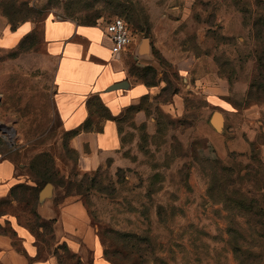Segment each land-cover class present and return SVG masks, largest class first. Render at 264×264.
<instances>
[{
	"label": "rangeland",
	"instance_id": "374dc122",
	"mask_svg": "<svg viewBox=\"0 0 264 264\" xmlns=\"http://www.w3.org/2000/svg\"><path fill=\"white\" fill-rule=\"evenodd\" d=\"M116 16L155 63L137 79L162 88L86 168L56 112L44 29ZM0 25V147L27 180L83 201L106 264H264V0H0ZM60 249L61 264H94Z\"/></svg>",
	"mask_w": 264,
	"mask_h": 264
},
{
	"label": "crops",
	"instance_id": "0c3cea01",
	"mask_svg": "<svg viewBox=\"0 0 264 264\" xmlns=\"http://www.w3.org/2000/svg\"><path fill=\"white\" fill-rule=\"evenodd\" d=\"M9 29L24 37L33 23L26 20ZM44 30L47 54L55 59L53 100L60 123L71 134V145L85 159V167L95 168L122 145L120 117L162 88L138 80L134 72L133 66L155 63L144 62L150 52L135 35L128 48L114 54L104 25L56 21ZM3 32L0 25V35ZM3 151L0 147V264H61V245L80 260L91 252L94 264H106L83 201L77 196L61 198L54 188L41 197V187L35 203L27 207L21 186L37 184ZM36 219L50 224L48 240Z\"/></svg>",
	"mask_w": 264,
	"mask_h": 264
},
{
	"label": "built area",
	"instance_id": "2783aa9c",
	"mask_svg": "<svg viewBox=\"0 0 264 264\" xmlns=\"http://www.w3.org/2000/svg\"><path fill=\"white\" fill-rule=\"evenodd\" d=\"M104 30L111 41V50L114 54L120 53L131 45L134 34L123 17L116 16L106 22Z\"/></svg>",
	"mask_w": 264,
	"mask_h": 264
},
{
	"label": "trees",
	"instance_id": "16d2710c",
	"mask_svg": "<svg viewBox=\"0 0 264 264\" xmlns=\"http://www.w3.org/2000/svg\"><path fill=\"white\" fill-rule=\"evenodd\" d=\"M146 83L149 84V85L156 84V83H148V82H146ZM131 107H133V106H131ZM36 184L37 185L34 186V187H31V186H28V185H22L21 186L22 200H24V202H26L27 205L30 203V200H31V203H35V201L37 199L38 191L42 187V185L39 182H36ZM23 194H25V195H23ZM37 218H39L38 215H37ZM39 224L42 225L44 228H48L49 227L50 228V232L49 233H51V226H50L49 223H47V222L41 223L40 222ZM46 240H48V239H46ZM61 246L65 247L67 250H69L67 245H61Z\"/></svg>",
	"mask_w": 264,
	"mask_h": 264
},
{
	"label": "water",
	"instance_id": "95a60500",
	"mask_svg": "<svg viewBox=\"0 0 264 264\" xmlns=\"http://www.w3.org/2000/svg\"><path fill=\"white\" fill-rule=\"evenodd\" d=\"M144 48H147V42L146 40L144 41V45H143ZM225 119V116L224 114L219 111V110H216L214 111V113L212 114L211 116V123L213 125V127L218 130V131H221L223 130V127H224V120ZM52 191V187L50 184H47L41 191V194L40 196L41 197H46L50 194V192Z\"/></svg>",
	"mask_w": 264,
	"mask_h": 264
}]
</instances>
